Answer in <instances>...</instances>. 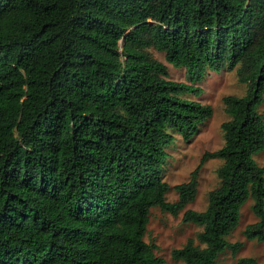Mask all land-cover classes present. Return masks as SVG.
Masks as SVG:
<instances>
[{"label": "trees", "instance_id": "16d2710c", "mask_svg": "<svg viewBox=\"0 0 264 264\" xmlns=\"http://www.w3.org/2000/svg\"><path fill=\"white\" fill-rule=\"evenodd\" d=\"M237 67L248 88L223 100L224 145L168 201L171 131L189 141L213 115L188 96ZM263 102L264 0H0V264H165L145 240L156 207L202 228L172 251L185 264L236 256L249 201L244 236L264 242ZM209 158L219 185L187 209Z\"/></svg>", "mask_w": 264, "mask_h": 264}, {"label": "rangeland", "instance_id": "374dc122", "mask_svg": "<svg viewBox=\"0 0 264 264\" xmlns=\"http://www.w3.org/2000/svg\"><path fill=\"white\" fill-rule=\"evenodd\" d=\"M153 57L168 66L170 79L174 81L189 83L187 72L184 68H175L168 63L165 54L150 49ZM229 71L222 70L219 73L210 71L206 79L199 84L204 92L200 97L188 96L192 100L200 101L210 106L213 115L199 127L197 134L189 141L184 140L174 131V142L166 148L169 154L166 165L163 168V179L171 189L167 193V200L175 202L178 200V193L174 186L187 182L191 173L200 164L206 152H214L224 145L222 124L230 119L226 112L224 98L229 95L244 96L248 85L240 81L237 69ZM260 114L264 119V102L261 105ZM259 165L264 166V152L256 157ZM221 159L209 158L204 163L199 174L198 195L196 200L188 205L187 209L203 211L208 204V194L219 185L217 170L222 165ZM253 202L249 201L242 210L240 225L237 230L228 237L231 243L241 242L243 245L236 256L227 249L220 255L216 264H238L239 258H255L260 264H264V242L256 240L249 241L244 236L246 227L257 221L252 209ZM184 211L178 216L163 212L159 207L153 208L150 214V221L147 228L145 240L156 245L155 253L165 261V264H185L181 260L172 257L174 249L182 248L189 239H195L202 228L193 223L183 222Z\"/></svg>", "mask_w": 264, "mask_h": 264}]
</instances>
